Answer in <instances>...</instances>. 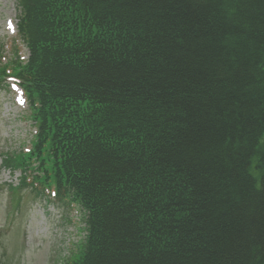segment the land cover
<instances>
[{"label":"trees","instance_id":"1","mask_svg":"<svg viewBox=\"0 0 264 264\" xmlns=\"http://www.w3.org/2000/svg\"><path fill=\"white\" fill-rule=\"evenodd\" d=\"M18 9L29 56L0 89L38 130L4 166L84 211L69 263L264 264V0Z\"/></svg>","mask_w":264,"mask_h":264},{"label":"rangeland","instance_id":"2","mask_svg":"<svg viewBox=\"0 0 264 264\" xmlns=\"http://www.w3.org/2000/svg\"><path fill=\"white\" fill-rule=\"evenodd\" d=\"M19 0H0V65L28 49L18 38ZM18 45L15 47V45ZM0 89V264H71L84 241V211L68 209L48 196L38 197L31 186L19 187L20 170L4 166L8 156L26 152L36 128L19 88L5 81ZM13 186V187H12ZM46 193V190H45ZM48 194V193H46ZM14 200L12 201V199ZM81 243V244H82ZM71 262V263H69Z\"/></svg>","mask_w":264,"mask_h":264}]
</instances>
